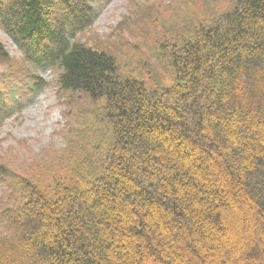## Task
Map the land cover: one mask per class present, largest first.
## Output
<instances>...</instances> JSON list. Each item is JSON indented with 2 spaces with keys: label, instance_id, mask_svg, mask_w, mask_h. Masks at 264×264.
I'll use <instances>...</instances> for the list:
<instances>
[{
  "label": "trees",
  "instance_id": "obj_1",
  "mask_svg": "<svg viewBox=\"0 0 264 264\" xmlns=\"http://www.w3.org/2000/svg\"><path fill=\"white\" fill-rule=\"evenodd\" d=\"M93 2L0 0L26 88L55 69L69 119L46 162L0 163L14 181L0 264H264V0L159 37L146 79L77 41ZM15 72L0 76V128L19 107Z\"/></svg>",
  "mask_w": 264,
  "mask_h": 264
},
{
  "label": "rangeland",
  "instance_id": "obj_2",
  "mask_svg": "<svg viewBox=\"0 0 264 264\" xmlns=\"http://www.w3.org/2000/svg\"><path fill=\"white\" fill-rule=\"evenodd\" d=\"M231 1L94 0L97 12L94 24L78 33L77 41L113 54L122 73L146 79L145 72L154 68L159 37H171L191 21L199 20L204 12L207 15L211 10V18H216L231 8ZM0 47L9 57L0 60V76L16 69L14 80L5 86L19 104L0 128V163L20 174L38 157L45 158L46 149L58 151L66 146L69 119L65 95L56 85V70L34 71L43 85L33 93L26 88L31 85L27 79L31 69L26 63L22 69L23 56L2 29ZM13 182L8 172H0V202Z\"/></svg>",
  "mask_w": 264,
  "mask_h": 264
}]
</instances>
